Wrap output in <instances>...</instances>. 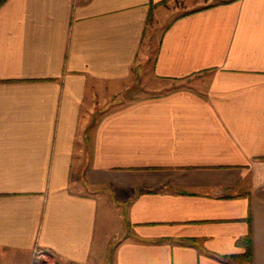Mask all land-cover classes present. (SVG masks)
Segmentation results:
<instances>
[{"label": "crops", "instance_id": "obj_1", "mask_svg": "<svg viewBox=\"0 0 264 264\" xmlns=\"http://www.w3.org/2000/svg\"><path fill=\"white\" fill-rule=\"evenodd\" d=\"M180 2L0 6V264H264V0Z\"/></svg>", "mask_w": 264, "mask_h": 264}, {"label": "rangeland", "instance_id": "obj_2", "mask_svg": "<svg viewBox=\"0 0 264 264\" xmlns=\"http://www.w3.org/2000/svg\"><path fill=\"white\" fill-rule=\"evenodd\" d=\"M219 1H222V0H181V2L179 3V13H183V12H186L189 10L201 8L202 6L211 5V4L219 2ZM151 35L154 36L153 41H152V38L149 39L150 35L147 34L145 41H144V44H143V48L146 45H151L152 52H154L156 41L158 40L159 35H156V36H155V34H151ZM189 81L190 80H187V81H185V83H187V82L190 83ZM175 83L176 82L159 81L158 82L159 88H158V91L156 93L157 94L164 93L165 89L175 87ZM201 88H203V87H201ZM35 247H37V246H35ZM33 255H34V251L32 252L31 264H32ZM40 264H43V263L41 262Z\"/></svg>", "mask_w": 264, "mask_h": 264}, {"label": "built area", "instance_id": "obj_3", "mask_svg": "<svg viewBox=\"0 0 264 264\" xmlns=\"http://www.w3.org/2000/svg\"><path fill=\"white\" fill-rule=\"evenodd\" d=\"M33 251L34 255L32 259V264H40L41 262L43 264H51V257L46 249L37 246L34 248Z\"/></svg>", "mask_w": 264, "mask_h": 264}, {"label": "trees", "instance_id": "obj_4", "mask_svg": "<svg viewBox=\"0 0 264 264\" xmlns=\"http://www.w3.org/2000/svg\"><path fill=\"white\" fill-rule=\"evenodd\" d=\"M6 0H0V6L5 2ZM222 1H232V0H222ZM221 1V2H222ZM213 5V4H211ZM210 5V6H211ZM248 221L249 223H251V218H250V213H249V216H248ZM244 243H246L247 245V251L246 253L241 256V258L247 262L248 264H251V260H252V248H251V240H252V233H251V230L249 232V234L247 235V237L241 239ZM223 259V258H222ZM224 261V259H223Z\"/></svg>", "mask_w": 264, "mask_h": 264}]
</instances>
